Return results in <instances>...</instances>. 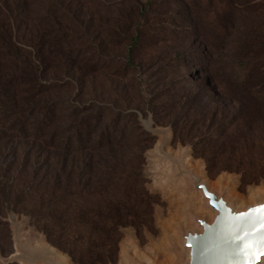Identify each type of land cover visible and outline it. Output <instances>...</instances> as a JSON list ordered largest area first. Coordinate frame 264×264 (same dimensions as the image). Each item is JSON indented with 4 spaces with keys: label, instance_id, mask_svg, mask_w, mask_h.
Listing matches in <instances>:
<instances>
[{
    "label": "rangeland",
    "instance_id": "1",
    "mask_svg": "<svg viewBox=\"0 0 264 264\" xmlns=\"http://www.w3.org/2000/svg\"><path fill=\"white\" fill-rule=\"evenodd\" d=\"M143 4H150L145 17L136 12ZM219 10L208 0H0V39L10 28L12 43L21 50L19 58L5 60L0 83L13 74H23L25 80L27 66L37 69L36 88L44 91L35 104L56 108L53 128L62 137L57 150H48L28 137L37 115L21 127L12 119L5 122L10 132L22 135L0 143V180L23 190V205L9 211L5 220L12 250L14 241L27 251L38 240L51 246L28 213L40 200H48L55 182L83 178L84 184L88 177H98L97 167L113 160L128 167L137 150L147 147L128 140L122 149L99 154L63 151L75 109L78 118L97 112L102 127L121 119L120 126L126 125L128 132L139 126L154 139L142 165L146 189L159 199L153 211L154 233L144 231L139 240L134 229H121L117 264L177 263L180 233L188 229L189 214L210 217L187 170L240 208L264 204V180L245 186L237 173L210 177L204 160L192 153L191 144L202 145L223 122L221 110L235 108L217 88L230 73L226 42L214 31L224 20ZM210 44H220L221 51H206ZM74 232L68 237L71 242L85 241L80 229ZM51 247L74 264L68 254ZM10 256L0 254V264H15L7 262Z\"/></svg>",
    "mask_w": 264,
    "mask_h": 264
},
{
    "label": "trees",
    "instance_id": "2",
    "mask_svg": "<svg viewBox=\"0 0 264 264\" xmlns=\"http://www.w3.org/2000/svg\"><path fill=\"white\" fill-rule=\"evenodd\" d=\"M208 1L219 5V13L224 17L222 24L214 25V31L226 42L229 54L230 73L224 82L217 83V88L232 99L235 108L231 112L221 110L223 122L202 145L191 144L193 157L204 160L210 177L220 172L237 173L243 185H257L264 180V0ZM149 9L150 4H143L136 12L145 17ZM132 41L134 45L136 39ZM0 44L2 70L5 60L19 58L21 50L12 43L10 28L3 30ZM219 46L210 44L205 50L211 52L217 47L215 52L221 51ZM24 72L25 80L23 74H13L6 75L8 80L0 83V125L5 128V122L12 119L21 127L37 115L34 132L28 137L48 150H57L56 141L62 137L53 128L58 121L56 108H37L35 103L44 91L39 86L36 88L39 71L27 66ZM2 80L4 76L0 74ZM27 91H31L30 97L24 98ZM79 114L76 109L73 111L74 122L69 129L71 134L62 140L63 151L99 154L105 149H122L128 140H138L136 145L147 147L137 150L139 154L128 167H121L115 160L97 167L98 177H88L84 184L83 178L76 183L69 178L55 182L48 200H40L28 216L48 243L68 254L74 264H117L121 229H134L139 240L144 231L154 233L153 211L159 199L146 189L147 180L142 173L143 154L154 139L139 126L136 131L128 132L126 125L120 126L121 119L102 127L99 113L78 118ZM4 128L0 130V143L7 138H22L21 134ZM89 162L92 165V160ZM22 198L23 190L9 180H0V254L3 257L13 253L5 221L7 213L17 211L23 205ZM76 227L85 234L84 242L69 240V234L75 233Z\"/></svg>",
    "mask_w": 264,
    "mask_h": 264
},
{
    "label": "water",
    "instance_id": "3",
    "mask_svg": "<svg viewBox=\"0 0 264 264\" xmlns=\"http://www.w3.org/2000/svg\"><path fill=\"white\" fill-rule=\"evenodd\" d=\"M187 171L210 217L189 214L188 229L180 233L182 252L176 264H264V204L240 208L215 192L201 176ZM38 243L47 244L44 240ZM15 246L19 255H11L7 262L19 264L30 250L20 252L19 242H15ZM51 252L61 258L63 264H71L64 255Z\"/></svg>",
    "mask_w": 264,
    "mask_h": 264
},
{
    "label": "crops",
    "instance_id": "4",
    "mask_svg": "<svg viewBox=\"0 0 264 264\" xmlns=\"http://www.w3.org/2000/svg\"><path fill=\"white\" fill-rule=\"evenodd\" d=\"M47 244L38 243L33 245V248L28 252L29 254H25L20 260L19 264H63V260L61 258H57L51 251L56 250L53 248H49ZM18 250L27 251L24 247H19ZM18 251L15 246V242H13V253L12 257L18 256Z\"/></svg>",
    "mask_w": 264,
    "mask_h": 264
},
{
    "label": "snow or ice",
    "instance_id": "5",
    "mask_svg": "<svg viewBox=\"0 0 264 264\" xmlns=\"http://www.w3.org/2000/svg\"><path fill=\"white\" fill-rule=\"evenodd\" d=\"M241 215H245V214H241Z\"/></svg>",
    "mask_w": 264,
    "mask_h": 264
}]
</instances>
